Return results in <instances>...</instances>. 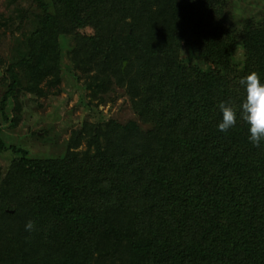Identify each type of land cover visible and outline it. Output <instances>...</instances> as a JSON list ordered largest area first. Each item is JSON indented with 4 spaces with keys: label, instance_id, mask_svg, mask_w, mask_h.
<instances>
[{
    "label": "trees",
    "instance_id": "obj_1",
    "mask_svg": "<svg viewBox=\"0 0 264 264\" xmlns=\"http://www.w3.org/2000/svg\"><path fill=\"white\" fill-rule=\"evenodd\" d=\"M26 1L0 21L29 29L0 68L1 122L60 83L67 29L89 27L70 70L100 101L124 88L148 127L96 115L62 154L29 157L0 126V264H264V17L239 26L231 0Z\"/></svg>",
    "mask_w": 264,
    "mask_h": 264
},
{
    "label": "rangeland",
    "instance_id": "obj_2",
    "mask_svg": "<svg viewBox=\"0 0 264 264\" xmlns=\"http://www.w3.org/2000/svg\"><path fill=\"white\" fill-rule=\"evenodd\" d=\"M26 0H18L16 3L8 0H0V21L7 16L15 14L17 7H27ZM229 17L239 26L251 16L264 17V0H231L229 4ZM20 24H7L0 27V68H4L15 47L20 43L22 33L29 29ZM67 37L62 40V70L60 83L55 87L45 89L46 96H21L17 99L20 110L10 115H16L18 120L15 126L2 123L1 135L7 144H14L24 148L29 157H50L62 154L66 142L74 131H79L81 122L93 121L97 115L113 118L120 123L128 120H137L142 128L148 124L142 123L134 112L130 100L122 87L112 86L106 93L99 97L89 96V90L84 85L82 77L70 70L69 55L67 50L72 34H91L89 27L82 29H67ZM70 38V39H69ZM192 37L184 39L181 46V56L194 59L195 53L192 47ZM241 50L236 49L235 59L238 60ZM2 61V62H1ZM204 67L206 65H203ZM79 74V72H78ZM6 85L1 84L0 96L6 90ZM14 154L11 151L0 153V174L8 168Z\"/></svg>",
    "mask_w": 264,
    "mask_h": 264
}]
</instances>
